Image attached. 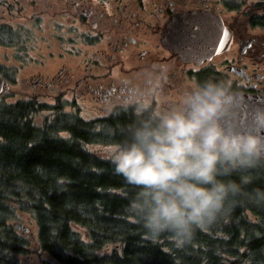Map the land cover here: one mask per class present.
<instances>
[{
  "label": "trees",
  "instance_id": "1",
  "mask_svg": "<svg viewBox=\"0 0 264 264\" xmlns=\"http://www.w3.org/2000/svg\"><path fill=\"white\" fill-rule=\"evenodd\" d=\"M63 108L35 126L41 105L0 100V264H21L27 253L29 242L8 224L21 216L51 264H264V162L218 165L217 179L237 191L178 245L171 233L144 229L131 207L138 189L94 149L122 145L129 128L155 117L121 107L89 121Z\"/></svg>",
  "mask_w": 264,
  "mask_h": 264
},
{
  "label": "flooded vegetation",
  "instance_id": "2",
  "mask_svg": "<svg viewBox=\"0 0 264 264\" xmlns=\"http://www.w3.org/2000/svg\"><path fill=\"white\" fill-rule=\"evenodd\" d=\"M44 2L43 12L52 10L58 19L64 17V26L74 33L77 46L66 49L64 56L71 60L82 57L73 67L79 74L73 72L70 76L58 68L51 75L20 79L31 93L51 102L37 103L35 96L25 97L17 92L19 98L8 104L35 101L42 106L44 121L56 116L55 109L61 107L59 98L65 92L101 104L103 107L98 109L102 114L98 118H105L121 107L156 117L179 107L187 93L200 90L205 81L222 83L224 92L264 96V0ZM187 13H197L199 22L219 20L229 34L228 47L199 64H185L171 56L160 43L161 31L169 19ZM61 26L58 25V31ZM56 38L62 40L61 35ZM1 79L8 87L0 95L3 101L17 80L13 83L6 75ZM67 84L72 85V90L64 89Z\"/></svg>",
  "mask_w": 264,
  "mask_h": 264
},
{
  "label": "clouds",
  "instance_id": "3",
  "mask_svg": "<svg viewBox=\"0 0 264 264\" xmlns=\"http://www.w3.org/2000/svg\"><path fill=\"white\" fill-rule=\"evenodd\" d=\"M202 83L179 107L129 128L111 161L138 189L141 202L133 200L131 207L144 229L153 237L171 233L178 245L212 223L229 193L237 191L235 183L217 179V166L235 169L264 155V137L230 126L227 95L219 84ZM255 125L264 129V112L256 115Z\"/></svg>",
  "mask_w": 264,
  "mask_h": 264
},
{
  "label": "rangeland",
  "instance_id": "4",
  "mask_svg": "<svg viewBox=\"0 0 264 264\" xmlns=\"http://www.w3.org/2000/svg\"><path fill=\"white\" fill-rule=\"evenodd\" d=\"M44 4V0H7L5 2L0 0V33H6L0 37V77L4 78L6 75L13 83L17 80L8 94L3 97L6 104L19 98L15 95L17 92L20 95L23 93L25 97L35 96L37 103L45 100L51 102L42 95L31 93L20 79H27L34 75H51L58 68L61 72L69 73L70 76L73 72L74 75L79 74L73 71V67L78 65L77 61H81V55L71 60L63 54L66 49L77 46L74 33L69 32L64 26V17L58 19L57 14L52 10L44 13ZM59 24L62 25L61 31H58ZM57 35H61L62 40H56ZM68 37L72 41H69ZM58 54H62L63 57H58ZM67 85L66 87L63 85L64 89L72 90V85ZM59 103L64 106V112L85 120L93 117L96 119L102 114L98 109L103 107L101 104L97 105L87 97L71 96L68 92L62 93ZM44 115V112L33 114L31 118L33 124L40 126ZM94 149L105 157H113L116 148L94 147ZM16 221L28 229L23 238L29 242V248H26L27 253L24 256L19 257L21 264H51V261L37 249L36 227L33 221L27 216H21L17 220L10 221L9 226ZM16 233L20 235L18 231Z\"/></svg>",
  "mask_w": 264,
  "mask_h": 264
},
{
  "label": "water",
  "instance_id": "5",
  "mask_svg": "<svg viewBox=\"0 0 264 264\" xmlns=\"http://www.w3.org/2000/svg\"><path fill=\"white\" fill-rule=\"evenodd\" d=\"M197 16H199L197 13L174 16L165 23L160 34L162 47L185 64H199L228 47L229 34L219 20L207 19L199 22ZM7 90L6 82L0 78V95L5 94ZM225 93L227 95L225 108L228 111L230 126L242 133L264 137V129H259L255 125L256 115L264 112V96ZM258 159L264 162V155ZM11 227L20 231L22 236L28 231L20 222H13Z\"/></svg>",
  "mask_w": 264,
  "mask_h": 264
}]
</instances>
